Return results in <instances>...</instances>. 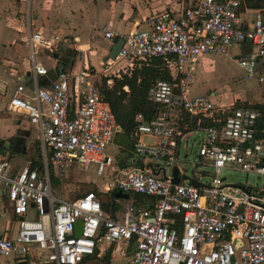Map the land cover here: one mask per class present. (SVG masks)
<instances>
[{"label": "built area", "instance_id": "obj_1", "mask_svg": "<svg viewBox=\"0 0 264 264\" xmlns=\"http://www.w3.org/2000/svg\"><path fill=\"white\" fill-rule=\"evenodd\" d=\"M19 1L28 8L32 2ZM242 7V0H193L179 12L152 13L142 29L122 37L104 73L112 70L120 79L158 59L170 80L149 86L146 100L157 113L147 122L137 117L131 164L118 168L107 149L117 151L115 135L122 131L98 92L96 71L87 64L77 71L61 66L48 78L38 59L59 54L62 38L33 32L26 14L31 83L0 80V89L7 92L6 110L23 113L36 127L43 169H31V160L19 166L0 158V213L10 218L0 235V264H264V189L247 185L249 173L264 180V140L254 138L260 112L224 106L212 99L214 92L192 93L201 57L232 59L234 49L248 46L233 61L247 81L264 86V15L254 10L251 28L244 30L237 22ZM103 37L112 45L118 35L105 30ZM71 43L73 52L83 51L78 38ZM39 76L48 78V87L38 86ZM203 119L213 125L201 126ZM193 132L203 135L196 165L209 167L213 176L206 184L194 179L201 184L194 187L179 171L174 184L178 140ZM141 136L154 142L143 143ZM72 169L102 179L103 189L71 200L56 197L50 171L61 181ZM225 169L245 173L244 184L226 183L220 177ZM116 192L151 202L138 206L115 199ZM112 202L119 204L115 211Z\"/></svg>", "mask_w": 264, "mask_h": 264}, {"label": "rangeland", "instance_id": "obj_2", "mask_svg": "<svg viewBox=\"0 0 264 264\" xmlns=\"http://www.w3.org/2000/svg\"><path fill=\"white\" fill-rule=\"evenodd\" d=\"M8 1V0H7ZM4 0V2L0 1V24L5 28L6 31L10 34V36L15 33L16 27L22 21V17H25L26 14L29 15L31 13L32 21L38 19V13L35 9V4H38L39 0H32L31 9L28 6L25 8L20 6H16L10 4L9 2ZM13 3L16 0H11ZM2 4V6H1ZM91 9V7H89ZM3 9V10H2ZM84 10V9H82ZM79 17H76L75 20L79 22V25L75 24L73 20H70V17H66V15L62 19V25L68 26L67 31L69 33L68 36L63 35L62 41L60 43L59 52L64 54L68 49L66 46H72V39L77 36L80 38L81 42L79 43L82 52H77L73 50L70 51V58L83 57L85 56L88 61L89 67L98 68V72L96 70L95 79L96 84H100L101 79L104 78L103 74L108 76L111 75L112 70H108L106 73L103 72L105 67V63L107 60V56L104 55V49H108V45L103 37V33H85L82 32V28H77L78 26L86 27V19L88 20L91 16L90 11H83L79 13ZM72 17L77 16L71 15ZM84 20V21H83ZM23 22V21H22ZM83 22V23H82ZM24 23V22H23ZM82 23V24H81ZM54 28V27H53ZM52 28V29H53ZM36 30V27H34ZM51 30V28H48ZM52 32H49V34ZM8 37L5 40L0 42V46L9 44L12 37ZM61 38V36H60ZM64 43H67L66 45ZM66 48V50H64ZM248 49H251L248 46ZM46 56H50L49 53L45 52ZM4 59H12L18 60L16 55H12L11 52H8ZM211 61L206 66L201 65L198 66L195 70V84L193 86V94H205L214 92L217 94V97H213L212 99L224 106L231 107L232 106H254V105H264V86H259L255 81H247L244 76V72L237 66L235 62L229 60L225 57L219 56H209ZM23 59L20 58V61L17 65H21L23 62H26V55L22 56ZM122 64L121 66H124ZM16 68V67H14ZM95 73V71H93ZM93 73V74H94ZM110 74V75H109ZM21 77L17 78V81H20L24 84L25 80H20ZM4 81V84H8L11 86L12 80L0 79ZM3 83L0 84V88L3 87ZM0 89V134H4L0 137V140H4L5 142H9L11 139L18 138L17 141L19 145L15 148H12L9 151H5L2 149L0 151V158H8L13 159L15 164L22 166L25 161L30 160L33 156H37L39 154V144L37 142V129L35 126L30 125L23 113H13L6 110V93H1ZM220 100H217L219 99ZM14 128V131H13ZM201 133L193 132L184 136L181 141V146L178 152V162L174 163V168H176L177 173L179 171L184 172L185 176L192 180H199L202 184H206L210 182V179L213 176V170L207 166L196 165L198 164L197 159V145L199 140L202 138ZM141 141L143 143H152L154 140L152 138L141 136ZM107 154L111 156L113 162L112 166L118 168L119 166H123L128 160L125 154H118L117 151L112 149H107ZM185 156H187L185 158ZM196 165V166H195ZM198 173L202 174V177L198 176ZM220 177L224 179L226 183L229 184H239L243 185L245 182L246 174L233 169H225L221 172ZM247 185L250 187L258 186L259 188L264 189V180H258L257 177L249 173L247 175ZM104 182L102 179L96 178L91 174L79 172L76 169H72L66 177H64L61 181L58 182V185L52 187L53 193L56 197L66 200H71L72 198L79 196L85 192H98L99 188L103 189ZM104 203H108V196L102 197ZM9 216L5 215V217L0 216V228L4 226L6 220H9ZM9 226V224H7ZM14 225H12V228ZM33 263H36V260H33ZM32 264V263H31Z\"/></svg>", "mask_w": 264, "mask_h": 264}, {"label": "crops", "instance_id": "obj_3", "mask_svg": "<svg viewBox=\"0 0 264 264\" xmlns=\"http://www.w3.org/2000/svg\"><path fill=\"white\" fill-rule=\"evenodd\" d=\"M0 1L4 2V0H0ZM192 1L193 0H39L38 4H35L36 6H34L36 7L35 9L37 10V13L39 15L38 19L32 21L31 13L29 12V22L33 26L31 28L33 32L41 30L46 35H48L49 32H52V34L58 35L59 37L61 36V38H63V35L69 33L67 31L68 26L62 25L63 17L66 15L68 19L70 17L71 21L73 20L75 24L79 25V22L76 21L75 18L80 16L79 15L80 12L90 11L91 16L89 17L88 20L86 19L85 22L86 27H82V26L77 27V28H82L83 30L82 32L99 34V33H103L105 30H109L115 33L116 35H118V37H123L137 29H142L144 27L143 21L152 13L160 12L163 10H172L173 12H179L184 8L188 7ZM8 2L10 4L20 6V11H21V7L25 8V5L21 3L19 0H16L15 3H13V1L11 0H8L7 3ZM31 5L32 4H30L29 6L30 9H31ZM89 7H91V9ZM253 13H254V9H248L243 7L240 9L237 22L242 29L249 30L251 28V20L253 17ZM75 14H77V16L75 17L71 16ZM25 20H26V16L22 17V21L24 23L21 21L19 26L16 27L13 36L12 35L10 36L8 31H6L5 28L1 26L3 22L0 24V42L5 40L9 36L12 37L11 41L9 42V44H7V46L3 44L0 46V78L6 80H12L13 82H15L17 81L18 77H21L22 79L20 80H25V83L27 85H30L31 83V78L29 76L30 65L28 60L29 30L26 26ZM34 27H36V30L34 29ZM48 28H51V30H49ZM49 35H51V33ZM68 35L69 34H67V36ZM75 37L79 39V42H81L79 37L77 36ZM60 43H63V41H61ZM106 43L108 45V49H104V55L107 56L111 44L109 41H106ZM64 44L66 45L67 43ZM66 48L68 49L67 51L69 50L71 51L72 46L68 45L66 46ZM66 48L64 50H66ZM244 50H249V49L248 47H240L234 49L233 57H237L240 54L244 53ZM67 51H65L66 53L64 52V54L59 53L57 55H54L51 59L47 58L45 55L39 57L38 62H40L48 70V78L52 79L55 76L58 68V62L63 63L66 61L68 65L67 68L73 69L74 71L79 70L85 64H87L88 66V61L85 56L80 57L81 60L78 61L77 58H70V56L67 55ZM8 52H11L12 55L14 56L16 55V57H18V60H14L12 59V57L9 60L4 59L5 56H2V54L7 55ZM24 52L26 55V62H23L22 67H19L21 65H17V64L19 63L20 58L23 59L22 56L24 55ZM209 56H217V55H209ZM209 56L201 57L198 60V66L201 65L206 66L207 64H209L211 61L210 59H208L210 58ZM233 57L232 59L230 58L228 59L233 61ZM91 68L94 69L95 71L98 69L92 66ZM48 78L42 76L37 77L36 80L38 86L44 88L48 87V83H47ZM104 78H107V76H104ZM217 100H220V98ZM3 135L4 134H0V137H2ZM119 135L120 136L116 142H118L122 146V148L128 146L125 138L126 135H124L123 133ZM183 138L178 140L177 152H179L181 141ZM2 141L5 143L4 140ZM2 149L3 148L0 147V151H2ZM3 150L6 151V149ZM126 164L127 165L131 164V160H127L125 165ZM120 200H124V199H120ZM127 200H129V197ZM149 201H151V199ZM117 206L119 208V204ZM1 215L2 214L0 213V216ZM2 217H5V215H2ZM7 222L8 220H6L4 226H1L0 235L3 234V231L7 226ZM13 224L14 223L11 222V227Z\"/></svg>", "mask_w": 264, "mask_h": 264}, {"label": "trees", "instance_id": "obj_4", "mask_svg": "<svg viewBox=\"0 0 264 264\" xmlns=\"http://www.w3.org/2000/svg\"><path fill=\"white\" fill-rule=\"evenodd\" d=\"M244 8L261 10L264 15V0H242ZM66 53V52H65ZM70 52L67 51V55ZM70 56V55H69ZM66 68L67 62L59 63V67ZM107 78H102L100 84H96L98 92L101 98L109 104L111 113L115 119L116 124L120 127L122 133L126 136H131L139 121L137 117H141L142 122L150 121L157 113V108L146 100V92L149 86L157 80L169 81V74L167 71L161 68V61L156 59L152 60L148 66L141 67L140 69H133L129 75H122L120 79L112 78V86H107ZM127 88V92L123 88ZM251 107L260 112V118L255 124L256 140H264V105L244 106ZM239 106V107H241ZM197 119L191 120V126L193 127ZM200 125L203 127L213 125L209 120L203 119L200 121ZM31 169H36L39 172L42 171V160L40 151L37 156H33L31 159ZM264 163V160H263ZM50 179L52 187L58 185V179H56L50 171ZM129 199L133 200L138 206L146 207L150 204V198L141 194H129ZM113 201V200H112ZM112 210H117V205L112 202ZM104 209L108 211L107 207ZM113 212V211H111ZM107 263V257L104 258V262ZM96 263H100L96 261Z\"/></svg>", "mask_w": 264, "mask_h": 264}, {"label": "water", "instance_id": "obj_5", "mask_svg": "<svg viewBox=\"0 0 264 264\" xmlns=\"http://www.w3.org/2000/svg\"><path fill=\"white\" fill-rule=\"evenodd\" d=\"M123 43H124L123 38L122 37H118L116 39V41L111 45V47H110V49L108 51V54H107V58L111 59V60H114L116 58L117 54L119 53ZM119 136L120 135H118V134L115 135V144L117 145V148H118L117 149L118 154H125L127 156L128 160L132 161V159H131V152H132L131 151L132 150V141H131V139L128 136H125L128 146L122 148V146L118 142H116L117 139L119 138ZM0 147H2L3 149L9 150L10 144L7 143V142L4 143L2 140H0ZM172 172H173L172 182L174 184H177L179 182V180L181 179V180L189 181V183L192 186H194V187H199L201 185L200 183H198V182H196L194 180H190L186 176H182L179 179L178 176H177L176 168H174ZM241 188H242V186H241ZM113 196H114L115 199H124V200L128 199V195L122 194L120 192L114 193ZM21 264H25V263H21Z\"/></svg>", "mask_w": 264, "mask_h": 264}, {"label": "flooded vegetation", "instance_id": "obj_6", "mask_svg": "<svg viewBox=\"0 0 264 264\" xmlns=\"http://www.w3.org/2000/svg\"><path fill=\"white\" fill-rule=\"evenodd\" d=\"M18 138H13L11 139L8 143L10 144L9 149L11 150L12 148H15L16 146L19 145V142L17 141Z\"/></svg>", "mask_w": 264, "mask_h": 264}]
</instances>
